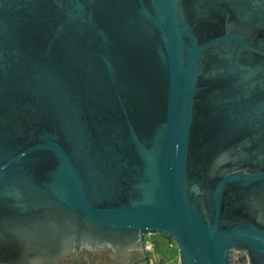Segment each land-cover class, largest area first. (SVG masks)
Listing matches in <instances>:
<instances>
[{
    "label": "water",
    "instance_id": "95a60500",
    "mask_svg": "<svg viewBox=\"0 0 264 264\" xmlns=\"http://www.w3.org/2000/svg\"><path fill=\"white\" fill-rule=\"evenodd\" d=\"M147 236L264 264V0H0V264Z\"/></svg>",
    "mask_w": 264,
    "mask_h": 264
},
{
    "label": "flooded vegetation",
    "instance_id": "af4514ba",
    "mask_svg": "<svg viewBox=\"0 0 264 264\" xmlns=\"http://www.w3.org/2000/svg\"><path fill=\"white\" fill-rule=\"evenodd\" d=\"M146 242V237L141 239L140 248L133 252L128 258L116 257L113 255V252L108 250L104 252H91V251H82L80 258L77 261L75 257H71L61 264H145L150 261L151 254H148L149 259L145 262H141L144 259L143 248ZM238 264H247L245 258H242L240 261L236 256Z\"/></svg>",
    "mask_w": 264,
    "mask_h": 264
},
{
    "label": "rangeland",
    "instance_id": "374dc122",
    "mask_svg": "<svg viewBox=\"0 0 264 264\" xmlns=\"http://www.w3.org/2000/svg\"><path fill=\"white\" fill-rule=\"evenodd\" d=\"M146 241L155 247L150 261L145 264H179L178 250L171 240L162 236H147ZM235 264H238L237 260Z\"/></svg>",
    "mask_w": 264,
    "mask_h": 264
},
{
    "label": "built area",
    "instance_id": "2783aa9c",
    "mask_svg": "<svg viewBox=\"0 0 264 264\" xmlns=\"http://www.w3.org/2000/svg\"><path fill=\"white\" fill-rule=\"evenodd\" d=\"M144 248L148 254H152L153 249H154V245L152 243H149L146 241L144 244Z\"/></svg>",
    "mask_w": 264,
    "mask_h": 264
},
{
    "label": "trees",
    "instance_id": "16d2710c",
    "mask_svg": "<svg viewBox=\"0 0 264 264\" xmlns=\"http://www.w3.org/2000/svg\"><path fill=\"white\" fill-rule=\"evenodd\" d=\"M155 247V246H154Z\"/></svg>",
    "mask_w": 264,
    "mask_h": 264
}]
</instances>
